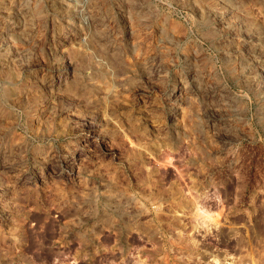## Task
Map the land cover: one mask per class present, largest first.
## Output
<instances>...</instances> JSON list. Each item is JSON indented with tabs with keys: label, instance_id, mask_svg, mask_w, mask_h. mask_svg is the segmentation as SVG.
Listing matches in <instances>:
<instances>
[{
	"label": "rangeland",
	"instance_id": "1",
	"mask_svg": "<svg viewBox=\"0 0 264 264\" xmlns=\"http://www.w3.org/2000/svg\"><path fill=\"white\" fill-rule=\"evenodd\" d=\"M0 264H264V0H0Z\"/></svg>",
	"mask_w": 264,
	"mask_h": 264
}]
</instances>
